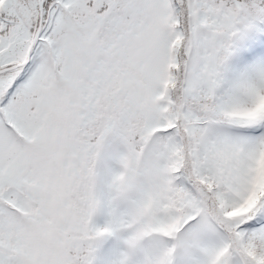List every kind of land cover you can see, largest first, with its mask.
Listing matches in <instances>:
<instances>
[{
	"label": "snow or ice",
	"instance_id": "obj_1",
	"mask_svg": "<svg viewBox=\"0 0 264 264\" xmlns=\"http://www.w3.org/2000/svg\"><path fill=\"white\" fill-rule=\"evenodd\" d=\"M0 264H264V0H0Z\"/></svg>",
	"mask_w": 264,
	"mask_h": 264
}]
</instances>
